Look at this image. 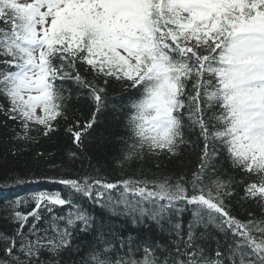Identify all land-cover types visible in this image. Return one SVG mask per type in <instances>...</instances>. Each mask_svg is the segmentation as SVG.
Wrapping results in <instances>:
<instances>
[{"label":"snow or ice","instance_id":"1","mask_svg":"<svg viewBox=\"0 0 264 264\" xmlns=\"http://www.w3.org/2000/svg\"><path fill=\"white\" fill-rule=\"evenodd\" d=\"M0 135V264H264V0H0Z\"/></svg>","mask_w":264,"mask_h":264},{"label":"trees","instance_id":"2","mask_svg":"<svg viewBox=\"0 0 264 264\" xmlns=\"http://www.w3.org/2000/svg\"><path fill=\"white\" fill-rule=\"evenodd\" d=\"M75 107L77 108L78 114H79V111H80L79 105H75ZM82 111L85 114L87 113L86 109H83ZM101 119L104 120L105 117H101ZM62 128H63V125L61 126V129ZM2 139H3V137H2V135H0V151H2L4 148V145L2 143ZM72 147H74V146L71 145L67 135L61 130L59 133H57V135L51 141L41 139V141L38 145L33 146V150L34 151L35 150H43V151H45V153H49V152L55 153V157L53 159V162L59 164L61 162V160L65 158L66 151ZM117 150H118V146H117ZM114 155H117V151L109 149V150H106L104 158H100L99 156L93 155L92 151L89 150L85 154V159L83 161V164L85 167H87V165L89 163L87 156H93V158L91 160V163L93 165L100 164V165H103L104 167L107 168L109 162L111 161V158ZM30 157H31V153H29L25 158H30ZM195 159H196V157L194 154H192L190 152H185L183 157H181L180 159L174 160L171 163H169L168 161H164V165H166V167H164V170L166 172H172L173 170H180L181 164H187V165L192 166V165H194ZM80 164H81V161L77 160L74 167L77 170H79ZM40 165H41L40 168H36L34 164L32 165L34 171L37 174L47 170V164L44 160L40 161ZM145 167L146 168H153V170H155L154 166L151 162H148L145 165ZM48 174H52V173L49 171ZM112 174L113 175H120L121 173L119 172V170H117L115 173H112ZM237 179H239V177H237ZM22 187L25 189L23 191H21V193H26V192L33 191V190H55L59 187V185L49 184V183H40V184H25ZM19 189H17V191ZM0 195H3V194L0 193ZM240 213H241V215H243V209H240ZM212 247H215V244H212Z\"/></svg>","mask_w":264,"mask_h":264},{"label":"bare ground","instance_id":"3","mask_svg":"<svg viewBox=\"0 0 264 264\" xmlns=\"http://www.w3.org/2000/svg\"><path fill=\"white\" fill-rule=\"evenodd\" d=\"M24 189H25V188L22 187V188H20L18 191L21 192V191H23Z\"/></svg>","mask_w":264,"mask_h":264}]
</instances>
